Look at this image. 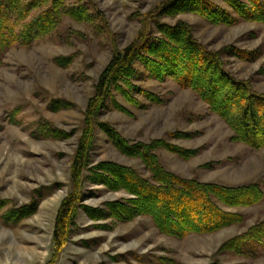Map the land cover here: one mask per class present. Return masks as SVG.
<instances>
[{
	"label": "rangeland",
	"instance_id": "obj_1",
	"mask_svg": "<svg viewBox=\"0 0 264 264\" xmlns=\"http://www.w3.org/2000/svg\"><path fill=\"white\" fill-rule=\"evenodd\" d=\"M163 1L67 0L86 4L94 20L63 17L50 35L0 54V200L7 203L0 209V264H46L55 255L56 215L73 187L72 164L88 100L113 51L130 44L143 27L140 17ZM213 1L226 7L221 0ZM179 20L191 25L196 38L210 49L235 45L260 50L255 61L229 56L225 60L236 78L249 80L255 91L264 93L263 23L215 25L193 13L161 18L170 24ZM67 58L70 63L64 65ZM138 84L160 96L162 103L137 96L140 104L134 106L117 95L127 111L110 102L99 120L131 141L165 138L198 150L190 159L165 148L156 150L165 168L179 176L227 186L256 183L264 191V147L234 140L225 121L194 91L182 89L174 80L145 78ZM58 100L68 102L69 108L54 109ZM45 124L60 130L61 136L43 134ZM177 131L189 132L191 138H170ZM95 135L93 164L112 160L150 176L140 159L118 151L101 128L96 127ZM85 193L82 204L92 208L129 197L125 191L91 183ZM33 201L36 209L18 222L4 216ZM227 210L242 214L244 221L184 237L162 233L146 215L118 222L95 220L81 210L71 240L55 255V264H264V244L248 243L240 253L221 250L225 242L264 221V198Z\"/></svg>",
	"mask_w": 264,
	"mask_h": 264
},
{
	"label": "trees",
	"instance_id": "obj_2",
	"mask_svg": "<svg viewBox=\"0 0 264 264\" xmlns=\"http://www.w3.org/2000/svg\"><path fill=\"white\" fill-rule=\"evenodd\" d=\"M221 1L226 7L213 0H165L140 17L143 27L130 44L113 51L84 112L72 164L73 187L56 215L55 255L71 240L81 210L95 220L113 218L118 222L146 215L162 233L184 237L242 223L244 216L227 208L250 206L263 200L264 191L256 183L227 186L185 178L167 170L156 153L157 149L165 148L190 159L198 153L196 149L178 146L165 138L131 141L110 123L99 120L110 102L117 109L127 111L117 101V95L134 106L140 104L137 96L162 103L160 96L138 82L145 78L172 79L182 89L194 91L222 118L234 132V140L252 148L264 147V93L255 91L249 80L236 78L225 60L229 56L255 61L261 57L260 50L235 45L210 49L196 38L192 26L185 21L174 24L161 21L162 17L193 13L215 25L232 26L240 21L264 24V0ZM63 17L92 22L94 13L86 4H69L67 0H0V54L14 45L30 46L36 39L50 35L57 30ZM69 63V58L63 62L64 65ZM52 106L64 109L69 108V103L58 100ZM96 127L105 132L122 154L140 159L150 176L112 160L93 164ZM42 132L47 136H61L60 130L46 124ZM169 135L175 139L191 138L189 132L177 131ZM87 183L103 185L111 191H125L129 197L109 201L104 208H92L82 204ZM6 204L0 200V209ZM36 207L33 201L11 209L4 216L8 221L18 222L31 215ZM253 242L264 244V221L225 242L221 250L240 253L246 244ZM55 255L46 264H55Z\"/></svg>",
	"mask_w": 264,
	"mask_h": 264
}]
</instances>
